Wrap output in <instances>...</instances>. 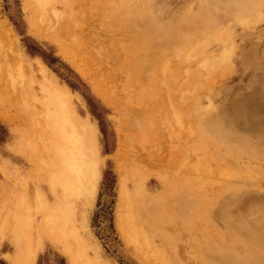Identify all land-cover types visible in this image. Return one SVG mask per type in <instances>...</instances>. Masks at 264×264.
<instances>
[{
	"label": "rangeland",
	"instance_id": "rangeland-1",
	"mask_svg": "<svg viewBox=\"0 0 264 264\" xmlns=\"http://www.w3.org/2000/svg\"><path fill=\"white\" fill-rule=\"evenodd\" d=\"M116 1L56 0L57 3L53 4L50 10L47 7L46 14L40 17V12L31 0H0V22L6 23L7 28L11 30L17 43L18 54L23 59L21 62L28 66L29 76L26 72V81L32 79L26 84L28 92L24 94L21 91L20 96L26 100L20 98L19 105L13 103V106H9L8 99L2 94L1 89L2 85L6 86L9 81L5 74L1 75V78L5 79L0 78V101L4 103L0 106V206L4 205V216L0 220V264H12L15 253L12 236L18 231L15 216L17 212L20 213L22 204L28 207L24 206L21 210L26 212V220L27 214L30 213L27 220L31 222L30 242L36 253L33 264H71L72 258L76 264H153L152 261L158 264H198L205 250L202 251V247L198 245L195 247L193 244L198 243L196 240L198 236L206 233L208 221L219 232H216L218 242L229 239L227 253L236 258L235 263L231 264L250 263L251 261L246 259V255L251 253L249 245L255 240L261 241L262 238L258 237V234L264 233V161L248 155L250 148L251 151L252 148L264 151V0H202L205 9L200 17H198L200 0H132L131 4L138 3L136 7L130 3L127 7L126 4L129 15H126V12L123 14L122 11H115ZM111 4H114L113 8L109 7ZM113 11L115 12L112 13ZM80 13H83L86 20L84 26L82 25L84 32L80 33V38L76 39L78 42H74L75 45L67 36H57L51 41L36 38L31 32L32 23H38L40 26H37L42 27L44 31L48 30L46 34H53L58 29L62 31L68 27L70 18L80 19L82 17ZM133 14L134 20L130 19ZM104 15L110 16L103 22ZM149 18L155 21L152 23L154 26L143 25L141 29H144L146 34L157 29L158 37L155 41L159 45L171 41L170 38L177 33L180 24H188V28L185 36L178 34V38L186 44L178 57H170L168 67L171 77L167 84L173 85L170 94L172 98L175 97L173 98L175 106L165 110V102L153 104L154 115L150 117L149 124L140 135L137 131L131 133L128 128L130 118L127 105L148 96L149 91H142L136 87L130 91L120 92L117 88L130 84L132 80L129 77H121L115 81L114 69L118 68L115 65H118L122 56L128 54L129 49H134L143 42L139 36L129 40V34L121 28L122 24ZM199 21L204 23L202 39L206 40L200 51L199 47L195 46L196 26ZM60 22V27L56 28ZM44 24L49 26L48 29L47 27L44 29ZM105 26L110 28L104 32ZM213 33L217 34L216 39H213ZM210 36L212 38H209ZM225 49L231 51L228 62L219 63L212 73L206 70V62L213 59L214 62L221 60L223 56L221 53ZM43 55L53 57L57 62L48 65ZM40 65L45 68V77L42 75ZM17 66L18 63L15 67ZM43 77L58 90H68L73 114H76L80 121H87L96 129V147L100 163L98 178L93 197L86 202L81 200L75 202L76 241L68 236L63 238L61 231L56 228L57 232L51 230L50 217L55 216L51 211L57 200L44 182V178L51 170L46 169L41 163L42 159H46L44 157L40 159L37 154L42 135V122H35L32 116L34 111L41 109L38 100L42 97L40 83L43 85ZM111 78H115L113 86L111 82L109 83ZM156 80L157 85L165 82L160 80V77ZM114 89L117 91L113 92ZM108 92L112 93V98L111 102L106 104L102 95ZM184 92L188 95H184ZM179 93L182 94L180 98ZM192 97L193 100H190ZM181 98H184L185 102L179 100ZM191 103L197 104L194 107ZM23 106L29 108L26 113L32 121L29 122ZM184 106L190 109L189 112L187 109H180ZM196 107L200 111L199 114L205 115V121L202 123L201 120L197 121L195 115L189 119L191 110H197ZM237 110L246 113L244 119L236 116L234 112ZM183 112L190 115L184 119V122L187 120L186 123L181 122L185 125H179L174 121V116ZM20 113L24 114V118H21ZM17 116L21 119L19 120ZM164 116L166 118H163ZM201 135L208 139L201 142L198 140ZM121 142L125 149L123 147L120 149ZM245 143L247 146L242 151L240 148ZM126 153L127 167L130 166L131 171L137 174L128 176L126 178L128 180L124 179L127 194L134 200V191H137L136 186H139L145 202L154 198L160 200L162 207L158 214L164 220L163 224L168 225L166 230L164 229L163 242L158 238L151 240L150 237L149 242L146 240L144 244L141 240H145L147 235L141 234L143 239L137 231L140 228L137 229L136 225L133 226L137 231L135 234L139 235L135 236L131 231L133 229L128 234L132 238H137V241L134 239V243L127 244L120 236L116 224L120 218L118 215L121 214L119 203L127 201L118 191L120 176L115 158ZM229 153L237 158H228ZM148 156H151L149 160ZM47 160L49 161L48 158ZM203 161L215 171L216 178H220L212 184L213 187L205 190L202 199L197 197L193 199L195 201L189 213L173 218L172 211H176L173 196L183 189L175 185L171 189V195H165L161 174L166 173L169 168L168 174L170 171L173 173L169 175L179 177L182 174L181 170L191 165L194 168L195 164ZM182 165L186 167L183 168ZM250 173L254 175V183L245 185L237 195L230 191L232 188L230 186L234 183L241 185L239 178L248 180L245 175ZM225 175H228V180L225 179ZM236 178L238 179L235 180ZM38 185L41 187L40 193L38 192L40 199L36 195ZM207 195L212 196L213 198H210L215 201H212L211 205L207 201L210 199ZM127 196L126 199H130ZM208 204L210 207L213 204L215 206L209 210ZM127 212L123 213V217ZM201 228L205 232H202ZM258 229L263 231L257 234ZM60 242L68 245L70 253L59 245ZM259 254H264V251ZM142 255L151 262L142 260L140 258ZM215 263L227 264L219 261Z\"/></svg>",
	"mask_w": 264,
	"mask_h": 264
},
{
	"label": "bare ground",
	"instance_id": "bare-ground-1",
	"mask_svg": "<svg viewBox=\"0 0 264 264\" xmlns=\"http://www.w3.org/2000/svg\"><path fill=\"white\" fill-rule=\"evenodd\" d=\"M31 1H33V3H35L38 11L40 12L39 13L40 17H42L43 15L46 14L47 7L50 10V7L53 4L57 3V2H55L56 0L55 1L54 0H31ZM131 1L132 0H117L115 3V8H114L115 11L119 10V11H122L121 13L124 14V12H126L125 14L129 15L128 9L126 8V4H127V7H129L128 3H130ZM79 3H78V5H79ZM131 3H130V5L133 6L135 4L134 6L136 7V4L138 2L134 3V4H131ZM200 3H201V5H200V11L198 12V17H200L201 13L204 14V9H205L202 0H200ZM112 6H114V4H111V6H109V7L113 8ZM131 8L134 9V7H131ZM72 10L73 9L71 7L70 11H72ZM115 11H113L112 13H114ZM112 13H109V14L112 15ZM54 14L57 16V14L55 12H54ZM80 14H82L83 18L81 17L78 20L75 19L74 17L70 18L68 27H65L62 31H60L61 29H58L53 34H46V31H48V30L44 31L42 27L37 26V25H39L38 23H32L33 25L31 24L32 25L31 32L36 38H43V39L54 41V38H56L57 36H60V37L67 36L69 38V40L72 41V43H74V42L77 43L78 41H76V39L80 38V33H82V31L84 30L82 27L84 26L85 20H86V18H84L85 16H83V13H80ZM109 16L110 15H104L105 18L103 17L104 18L103 22ZM133 16H134V14L130 16L131 17L130 19L134 20L132 18ZM101 19H102V17H101ZM2 22L3 21L0 22V78H1V75L5 74V75H7L6 78L9 81V83L6 86L2 85V87H1L2 94L6 97V99H8L7 102L9 103V106H13V103H17L19 105L20 100H21L20 98H22V96H20L21 91L24 94H26V92H28V86L26 84H28V82L30 83V80H32V79L29 77L30 80L28 82L26 81L27 75H25V73L27 72V74H28V71H29L28 66L24 65L21 62V61H23V59H22V56H20L18 54L17 43L15 40V37L12 34L11 30L7 28L6 23H4V22L2 23ZM244 22H243V24H244ZM45 23H47V22H45ZM152 23H155L153 18L144 19L142 21L141 20H139V21L135 20L132 23H128L126 25L122 24L121 28L125 29V31L129 34V37H128L129 40H133L134 38L139 36V37H142L141 41H143V42L140 46L134 47V49H132V48L129 49L128 54L125 56H122L119 59L118 65H115L116 67L118 66V68L114 69V72L116 74L113 73L114 77L116 79L115 78L109 79V80H111V81H109V83L111 82L110 84H112L116 80L120 79L121 77H129V79L132 80L130 82V84H124L123 86L117 88V89H119L120 92L122 90L130 91V90L135 89L136 87L142 91H149L148 96H146L144 98H140L139 100L134 101L130 105H127L128 114H129V118H130L128 128H130L129 130L131 131V133L134 131H137V133L140 135L145 130V127L149 124L150 117L152 115H154L155 108H154L153 104L165 102V106H166L164 108L165 110L170 109L171 106H175V104L173 105V98H175V97L172 98V96L170 94V90L173 87V85L167 84V81L170 80V77H171V71H169L170 68L168 69V67H169L170 62H171L170 57L171 56L178 57L179 54L183 51L186 42L183 40H180L178 37H179V35L185 36L186 35L185 32L188 28V26H187L188 24H180V27L177 28V33L173 34L172 35L173 37L170 38L171 41L164 43V45L163 44L159 45V44H157L158 42L155 41L156 40L155 38L158 37L157 36V32H158L157 29L154 30L153 28H151L153 30H151V32H149L148 34L144 33V29H141L143 25H150V26L153 25L154 26V24H152ZM55 25H56V23H55ZM60 25H61V22H60V24L58 23L56 28L60 27ZM44 26H45V24H44ZM165 26L168 27V25H165ZM203 26H204V23L200 22V21H199V24L196 26V34H195L196 35V44H195V46L199 47V51H200L201 45L204 44V41H206V40L202 39ZM46 27H47V24L44 27V29H46ZM48 27H47V29H48ZM109 28H107L105 26V29L103 31L105 32L106 29L109 30ZM111 29H113V27ZM111 29H110V31L112 32ZM211 36L209 38H212ZM214 38L215 39L217 38V34L213 33V39ZM191 40L193 41V38H191ZM75 43H74V45H75ZM170 43L172 46L170 45ZM163 46L165 47V49H163ZM166 48H167V50H166ZM221 54H223L221 60L214 62L213 61L214 59H213L212 61H209L208 63L206 62V65H205L206 70H209L210 72L214 71L218 67L219 63H221L222 61L228 62V57L230 56L231 51L228 49L227 50L225 49V51L222 52ZM17 63H18V66L16 68L15 66L17 65ZM14 68H16V69L13 70ZM40 69L42 70V75H44V77H45V74H44L45 68L43 66H41ZM45 73H46V71H45ZM28 76H29V74H28ZM44 77H43V81H44V83H46V85L44 83H43V85H41L42 83H40L41 90L40 89L39 90L41 91L42 97L39 98V100L37 98V100L39 101L38 104L40 105L41 109H40V111H36V112L32 109V113L34 111V113H33L34 115L32 114V116L34 117L33 120L35 122H37V121L42 122V126H43L42 131H41L42 135L40 137L39 151L37 154L39 155L40 159L43 157L46 160H47V158L49 159V161L48 160L46 161L43 159L41 160V163L43 164V166H46V169L51 170L46 175V178H44V182L46 183L47 188H49V191L51 192V194L54 195V198L57 200V201H55L56 203L54 204V207L51 211L53 213V216L55 214L54 217H50V222H51L52 226H54V227L51 226V230L57 232L56 229H58L59 231H61V236H63V238H66V236H68L69 238H72L73 241H76L77 240V239H75L77 237V229H76V224H75V218H76L75 208H76V203H77L76 200L77 201L81 200L84 202H86L87 200H90L93 197L95 182L98 178V171H99L100 163L98 160V153H97V147H96L97 146L96 145V129L89 122L80 121L79 119L76 118L77 115L75 114L76 115L75 116L73 114V110H72V106H71L72 102H71L69 91L63 90V89H62L63 91L58 90L56 87H54L52 84H50L48 82V80H46V79L44 80ZM158 77H160V80L161 79L165 80V82H161L159 85H157L156 78H158ZM29 78H27V79H29ZM3 79H5V77ZM114 79H115V81H114ZM137 80H138V82H136ZM188 83H190V81ZM31 84H32V82H31ZM180 84H181V80H180ZM112 86H113V84H112ZM182 87L183 86H181V88ZM185 87H187V86H185ZM111 88H113V87H111ZM114 88H116V87H114ZM117 89H114L113 92L115 90L117 91ZM183 90H184V88H183ZM179 92H182V91L179 90ZM185 92H187V90H185ZM24 94H23V96H24ZM173 94H175V93H173ZM114 95H115V93H114ZM180 95L182 97V94L179 93V98H180ZM184 95H188V94L185 93ZM0 96H1V94H0ZM260 97H262V96H260ZM102 98L106 104H109L111 102L110 99L112 98V93L108 92V93H106V95L103 94ZM183 99L184 98H181L179 100L183 101ZM22 100H26V98L25 99L22 98ZM31 100H32V98H31ZM190 100H193V97L190 98ZM190 100H188V101H190ZM182 101H179V102H182ZM194 101H195V99H194ZM198 101L199 100L197 99V102ZM32 102H33V100H32ZM183 102H185V101H183ZM24 103H25V101H24ZM2 104H4V103H2L0 101V106H2ZM26 104H27V102H26ZM185 104H187V102L184 103V105ZM196 104L195 105L192 104V105H194V107H195ZM25 106H28V105H25ZM199 106H200V104H199ZM30 107H32V106H30ZM186 107H188V106H186ZM198 107H196L197 110H195V109L191 110L192 113L190 112L191 113V115L189 114L190 116L185 112H183V113H185V115H183V113H181V114L176 113L174 116V121L179 125H185L183 123L181 124V122L182 121L184 122V119H186V116L187 117L189 116V119H190V117H193L195 115L197 121L201 120V123H202L203 120L205 121V115H202V113L199 114L201 109L199 107L200 111H198ZM208 107H210V106L208 105ZM192 108H193V106H192ZM17 109H18V107H17ZM23 109L24 110L26 109L25 114L28 116V114L26 112L29 111V108L27 109L24 107ZM156 109L158 110V108H156ZM164 109H162V110H164ZM180 109L186 110L187 108H185V106H184L183 108L180 107ZM180 109H179V111H180ZM19 110L22 111V109H19ZM159 110L161 111V109H159ZM189 110L190 109H187V112H189ZM21 111H19V112H21ZM22 113H24V112L22 111ZM234 113L236 114V116H239L240 118H243V119L245 118V115H246V113L241 111V110H237ZM23 115L24 114H21V118H24ZM166 116H164L163 118H166ZM17 117L19 120L21 119L19 116H17ZM27 118H29V116ZM167 118H169V116H167ZM213 118H215V117H213ZM30 120L32 121V118L31 119L29 118V122H30ZM207 120H209V119H207ZM186 122H187V120H186ZM186 122H184V123H186ZM27 126H29V125H27ZM180 127L181 126H179V130H180ZM205 139H208V138L204 137V135H201V137L198 140H200L201 142H204L202 140H205ZM122 144L123 143L121 142L120 143V149H121V147L124 146ZM242 145L243 146H241L240 149H242V151H243V149L247 146V144L245 143ZM125 146H127V145L125 144ZM202 146H203V144H202ZM200 147H201V145H200ZM225 153H228V152H225ZM130 154H133V153L130 152ZM125 155L128 156L126 153L123 155H117L115 158L117 171H118L119 176H120V183H119L120 187H119L118 191H120L119 193L122 194V195L120 194V196H123L122 198L127 201V202H125L122 199L123 203L122 202L119 203V205H120L119 211L121 214L118 215L120 218L118 219V217H117L118 220L116 221V224H117L120 236L122 237L124 242H126L127 244H130V242L134 243L135 240L137 241V238H132L131 235L128 234V232L131 229H133L134 231L133 230H131V231L134 232V234H135V232L138 231L142 238H143V236L147 235L146 236L147 239L145 238V240H141L142 242H144L146 240L149 242L150 237H151V240L158 238L161 242H163L164 241V234H165L164 229L166 227H168V225L165 226L163 224L164 220L162 218H160V216L158 214L159 210L162 207V204H161V202H159L160 200H156L155 198L151 199L148 202H145V199L143 200L142 196L140 194L139 186H136V185L135 186L138 190L137 191L133 190L135 192L134 200H133V198H132L133 201L131 200V198L127 194L128 192L126 189V185L124 183V179H126L128 176H135L137 174L134 171H131L130 166L127 167V163H126L127 158H125ZM248 155H249V157H255L256 159L264 161V151L261 150L260 148L259 149L252 148V151L250 148V153ZM149 157H151V156H148V160H149ZM227 157L228 158L229 157L237 158L234 154H231V153H229ZM136 162H138V161H136ZM184 166H183V168L186 167V166L185 167ZM189 167L188 168L186 167L187 169L185 168L184 170H181L182 174L179 177L177 175L175 177L173 175L172 176L169 175L171 173V171L169 174L167 172L169 168L167 169L166 173L161 174L162 175L161 181H162V184L164 185V188H165L164 189L165 195H169L171 193V189L174 188L175 185H178L180 188L183 189V190L181 189L182 191L180 190L181 192H178V193L174 194V196H173L175 199V202H176V204H175V210L176 211H174V212L172 211V214H171V216H173V218L177 217V216H184L185 214L189 213V211L192 207V204L195 201L193 199L194 198L196 199V197H197V199L198 198L202 199L205 195V193H204V192H206L205 190L208 187L212 186L213 183H216L218 181L217 179L220 178V177L216 178L215 171H212V169L210 167H208L207 163L204 161L195 164L194 168H192L193 167L192 165L190 168ZM171 174H173V173H171ZM220 174L222 175V173H220ZM231 175L234 176V174H232V173H231ZM227 176L225 178L226 180H228ZM245 177L248 180H243L242 178H239V179L236 178L235 180L238 179L241 185L238 186L234 183V185L230 186V187H232L230 191H233L237 195V194H239L240 189H242L245 185L249 186L252 183H254L255 179H254V175H252V173H250V175H248V174L245 175ZM222 178L223 177H221V179ZM126 180H128V179H126ZM139 180H140V178H139ZM221 181H223V179ZM219 182H220V180H219ZM224 186L226 188H228L226 185H224ZM40 188L41 187L39 185L36 188V195L37 196L40 195V194H38V192L40 193V191H39ZM208 189H210V188H208ZM208 189H207V191H208ZM176 190H177V188H176ZM211 194H209V195H211ZM126 196L129 197L130 199H128V198L126 199ZM201 196H202V198H201ZM38 197L40 199V196H38ZM208 197L210 198L212 196H208ZM212 198H210L211 201H209L210 199L207 200L208 202H210L209 203L210 205L213 202H215V201H213ZM200 199H199V201H200ZM128 200L130 202L131 201L132 202L128 203L129 202ZM207 201H206L205 206H204L205 208H206ZM209 204L207 205V207L209 206ZM3 206H0V220L4 216L3 215V213H4V207ZM24 206L26 207L25 204H22V206H21L22 208L19 209L20 213L18 214V212H17V215L15 216L16 220L18 221V228H17L18 231L15 232L12 236V242H13V245L15 247V253H14V256L12 258V264H33L35 261V257H36V253L33 250L34 247L31 246V242H30V231H29V229L31 227V224H30L31 222L29 223V221H27L30 213L28 210L27 213H29V214H27L28 216H27V220H26L25 219L26 212L21 211L24 209L23 208ZM171 206H172V204H171ZM212 206L214 208L215 205L213 204ZM211 207L208 209L212 210L213 208L211 209ZM26 208H28V207H26ZM26 208H25V210H26ZM125 208L127 209L125 211L129 212V214H128V212L125 214V216H127V218H125V216L123 217V213L125 212L124 211ZM5 212H6V210H5ZM207 212L209 213V211H207ZM130 214L132 216H130ZM166 214H164V215H166ZM263 214H264V210H263ZM211 216H212V214H211ZM128 217H130V219H128ZM52 219H53V222H52ZM207 219H206V221H208ZM14 220H15V218H14ZM209 222L210 221L207 222L208 226L206 228L207 229L206 233L204 235H200L197 237L196 240L198 243L197 244L192 243L193 246H195V247H196V245H198L199 247H202V249H203L202 251L205 250L204 251L205 253L203 255H201V256H203V257H201L202 261H201V259L198 260V262H199L198 264H216L215 262H218V261L223 262V263H227V264L233 263L234 261H236V258L233 257L234 255L232 256L231 254H228L227 250H226L228 248L227 247L228 246L227 240H229V239H227L225 237L226 242L224 241V239H223V242H218L217 241L218 239L216 238V232L217 231L213 227L212 223H209ZM166 224H167V222H166ZM209 224H211L210 225L211 227L209 226ZM19 225H20V227H19ZM135 225H136V228L138 227L137 229L142 228L141 229L142 231L140 229H139L140 231L139 230L135 231L136 228L133 227ZM195 225H197V224H195ZM201 231H202V228H201ZM256 231L258 234L259 232H261L263 230L258 229ZM140 232H143V233H140ZM170 232H172V231H170ZM197 232H199V231H197ZM202 232H205V230ZM217 233H219V232H217ZM137 234L138 233H136L135 236ZM141 234L142 235L144 234V235L142 236ZM198 235H199V233H198ZM52 236H55V235L52 234ZM135 236H133V237H135ZM141 237H140V239H142ZM258 237L262 238L261 241L255 240V242H252V245L251 244L249 245L251 253L246 255V259L251 261V262L248 264H253V263H257V264L263 263L264 264V254H261V255L259 254V252L264 251V233H259ZM55 238H57V237H55ZM232 238H234V237H232ZM67 240L69 241V239H67ZM67 240H66V243H67ZM132 240H134V241H132ZM61 242L59 245H61L62 248H64V250L66 252L70 253L68 245H66V243L61 244ZM64 242H65V240H64ZM144 244H145V242H144ZM220 250H221V252H218ZM140 258L142 260L148 262V263L151 262V260H149V258H147L146 256L142 255V256H140ZM70 261H71V264H76V261L73 258ZM151 263L158 264L154 261H152ZM160 264H162V263H160Z\"/></svg>",
	"mask_w": 264,
	"mask_h": 264
},
{
	"label": "trees",
	"instance_id": "trees-1",
	"mask_svg": "<svg viewBox=\"0 0 264 264\" xmlns=\"http://www.w3.org/2000/svg\"><path fill=\"white\" fill-rule=\"evenodd\" d=\"M44 54V53H43ZM44 56V59H46L47 60V64L48 65H51V64H53V63H55V62H57V60L56 59H54L53 57H47L46 55H43Z\"/></svg>",
	"mask_w": 264,
	"mask_h": 264
}]
</instances>
